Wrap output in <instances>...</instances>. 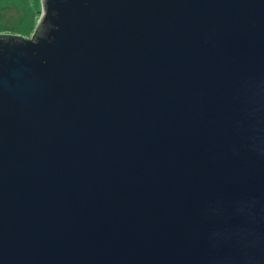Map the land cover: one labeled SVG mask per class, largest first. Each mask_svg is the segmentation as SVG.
Masks as SVG:
<instances>
[{
	"label": "water",
	"instance_id": "95a60500",
	"mask_svg": "<svg viewBox=\"0 0 264 264\" xmlns=\"http://www.w3.org/2000/svg\"><path fill=\"white\" fill-rule=\"evenodd\" d=\"M0 264H264V0H42L0 35Z\"/></svg>",
	"mask_w": 264,
	"mask_h": 264
},
{
	"label": "rangeland",
	"instance_id": "374dc122",
	"mask_svg": "<svg viewBox=\"0 0 264 264\" xmlns=\"http://www.w3.org/2000/svg\"><path fill=\"white\" fill-rule=\"evenodd\" d=\"M41 11L42 0H0V35L31 40Z\"/></svg>",
	"mask_w": 264,
	"mask_h": 264
}]
</instances>
